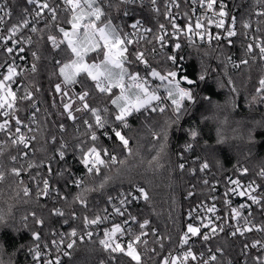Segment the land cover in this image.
Returning <instances> with one entry per match:
<instances>
[{
    "label": "snow or ice",
    "instance_id": "1",
    "mask_svg": "<svg viewBox=\"0 0 264 264\" xmlns=\"http://www.w3.org/2000/svg\"><path fill=\"white\" fill-rule=\"evenodd\" d=\"M197 4L203 13L193 21L192 15L184 12L186 22L181 25L177 21L180 15L178 0H164L163 12L158 0H60L59 3L56 0H0V55L3 56V62H0L3 70L0 71V133L6 137L0 140V158L7 155L11 162L7 167L0 160V181L11 175L16 178L18 187L23 186V196L31 198L33 189L24 186L22 178L28 173L29 180L35 184V201L41 211L39 215L33 210L22 216L20 227L10 223L5 214H0V228L17 233L27 230L29 233V238L19 243L12 255L22 253L26 258L25 264H65V258L67 264H80L75 259V251L78 241L83 243L87 238L107 254V259H100L98 264H236L233 259L225 257V249L221 246L197 252L193 238L207 245L221 233L236 237L255 232L260 233L261 238L242 245L241 264H264V219L257 222L253 211L255 206L264 217V166L255 173L260 182L253 178L245 184L240 177H228L222 197L214 195L220 181L215 180L209 186L207 177L203 178L202 183L209 186L208 199L212 203L197 205L200 211L197 208L189 210V222L175 240L171 234L161 233L152 227L148 218L141 220L130 211L134 201H150L145 187L130 182L132 191L126 192L121 188L115 195L109 193L115 181V177L109 174L112 166L125 161L118 159L114 149L106 146L102 137L118 142L117 146L131 155L130 140L124 132L131 127L130 119L135 114L148 112L170 113L160 131L152 132L154 138L162 141L157 156L153 157L155 161L167 147L171 128L179 125L197 105L212 102L201 88L209 77L204 61H200L198 71L188 72L183 68L181 62L185 56L181 52L184 42L189 48L196 47L198 52L201 45L197 44V39L206 43L211 52L204 50L202 55L209 57L214 53L215 59L223 65L227 84L235 94L227 101L233 111L238 107L240 93L232 77L228 76V66L247 67L250 61L253 64L258 62L264 73V0H253L241 13L239 28L237 16L229 9L226 0H191L193 15ZM173 8L177 10L175 14ZM137 9L146 12L147 17L140 16ZM161 15L166 23L160 21ZM131 17H134L131 23L124 19ZM41 23L43 27H38ZM150 25H155V30ZM212 27L216 29L215 34ZM34 35L37 37L35 43L44 41L51 45L53 52L64 53L63 59L52 58L55 71L51 75L58 82L52 86L54 98L51 106L57 110L56 115L72 123L74 133L66 138L68 126L61 122L56 125L59 138L55 134L45 137L43 145L30 153V146L37 141L39 129L33 125L37 124L40 108L31 87L22 80L18 84L17 80L26 72L35 74L41 56L37 51H31L30 68L19 67L16 61L26 59L25 46L34 44ZM148 36L152 39L148 40ZM237 38L242 49L238 60L234 59L235 53L229 51L236 45ZM141 41L153 45V58L157 55L155 45H159L163 62L170 67L153 66L146 51L141 50ZM213 42L215 48L212 47ZM169 46L170 52L167 51ZM140 65L143 66V74L133 70ZM217 83L221 88L225 86L222 82ZM21 87L23 94H20ZM39 91V86H35V92ZM56 95L60 98L59 104ZM97 96L102 99L97 100ZM244 101L250 111L254 106L264 104V74L260 75L254 92L250 96L245 95ZM25 102L29 106L26 110L31 111L28 124L19 115L22 111L20 105ZM49 115L45 110V124ZM251 124L248 140L254 143L257 128L264 130V114L260 119L252 120ZM186 133L187 140L178 154L180 159H184V152L193 151L198 141L203 139L202 130L195 122L186 129ZM224 143L225 138L218 131L216 144ZM48 146L53 149L50 155L47 154ZM201 147L209 149L211 146L203 140ZM13 148L16 155L10 154L9 150ZM37 152L45 155L37 158ZM69 157L82 166L83 171L79 175ZM53 163L58 166L56 169ZM192 163L198 164V168L188 169L193 176L197 171L207 173L213 166L207 157L201 159L199 155ZM215 166L223 168L220 159H215ZM185 167V163L178 164L182 172ZM42 168H46V174L40 171ZM235 170L240 176L249 172L247 167H236ZM61 183L65 189H78L71 195V200L66 191H62ZM93 194L103 198L104 207L90 209ZM187 195L191 197L194 193L189 191ZM231 196L246 199L234 204ZM41 198L50 200L52 207L41 203ZM217 203H221L222 208H218ZM96 204L99 205L100 201L97 200ZM77 205L83 209L80 213L76 210ZM221 211L224 215L220 214ZM65 225L68 226L67 231L62 230ZM149 236L153 239L149 240ZM118 257L121 258L119 261ZM0 264H4L2 259ZM8 264L15 262L10 260Z\"/></svg>",
    "mask_w": 264,
    "mask_h": 264
},
{
    "label": "trees",
    "instance_id": "2",
    "mask_svg": "<svg viewBox=\"0 0 264 264\" xmlns=\"http://www.w3.org/2000/svg\"><path fill=\"white\" fill-rule=\"evenodd\" d=\"M252 4V0L248 1V5L244 4V11ZM161 12L164 10V4L161 0L159 2ZM138 13L140 10L137 9ZM142 12V16L147 17L146 12ZM50 19V17H48ZM63 21V18H60ZM160 21L165 22L163 16H160ZM155 30V25H150ZM43 27V23L39 25ZM37 37L34 38V48L41 56V60L37 62V72L29 74L26 77L25 85L31 87L38 99V106L40 112L38 113L39 122L37 131V141L34 143V149L40 148L44 143L45 137L55 134L59 138V131L56 125L64 122L68 126V132L65 133L66 138L74 133V127L70 121L63 120L56 115V109L52 108V86L58 82L55 76L51 73L55 71L52 63V58L63 59L64 53L53 52L51 45L41 41L35 43ZM186 61L184 70L188 72L198 71L200 68V61H204V66L208 67L209 77L206 83L201 85L203 94L211 97V103H201L191 111L190 115H186L179 125L173 126L169 133V140L164 152L159 154L157 160L153 161V157L157 156L162 141L153 137V131H160L165 119L170 113L160 115L158 113H144L135 114L129 121L131 127L125 129L124 132L130 140L129 147L132 154L128 155L121 147L117 146L118 142L110 138L102 137L103 142L110 149H114L119 160L125 161L124 164H116L112 166L109 174L115 177L113 185L109 188V193L114 194L121 188L125 189L131 187V183L139 184L145 187L150 195V201L146 202L141 210V216L147 217L152 222L153 226L159 229L161 233H169L175 240L180 230L185 225V214L189 206L199 199L205 198L209 193L210 182L215 179H220L225 175L234 174L236 167L245 166L249 169V176L256 177L255 173L259 171L261 166H264V130L257 128L254 133L255 142L250 143L248 140V131L252 127L251 121L258 120L264 114V104L256 105L250 111L245 105V95H251L262 73L259 63L253 64L250 61L249 66L241 65L239 68H232L231 65L226 69L228 76H231L234 84L240 93L237 99L238 107L233 111L228 105L227 101L230 97L235 95L230 91L227 84V76H225V69L220 61L215 59L213 53L209 57H204L202 52L211 49L201 48L198 52L196 47L189 48L186 46ZM231 53H235L234 59H239L242 56V49L239 47V38L235 46L229 49ZM170 52V51H169ZM223 60V56L220 58ZM158 61V60H157ZM161 68L170 67V64L163 62V54L159 59ZM155 66L158 64L155 62ZM142 71L141 66L134 68ZM133 69V70H134ZM249 77L251 79H249ZM224 83V87L218 86V83ZM35 86H39L40 91L35 92ZM91 85H89L90 87ZM80 90L79 85L76 86ZM57 104H59V96H55ZM97 100L102 98L97 96ZM45 110L50 113L47 117V124L45 121ZM207 119H204V118ZM195 122L196 125L202 130L203 139L198 141L195 149L191 152H184V159H180L178 154L182 152V146L187 140L186 129ZM81 126V132H83ZM225 138V143L221 145L216 144L217 133ZM203 140H207L211 146L209 149L201 147ZM12 153L11 149L9 150ZM53 149L48 146V155L52 153ZM44 153L37 152V158H41ZM201 156V159L207 157L212 163V168L207 173H200L197 171L193 176L188 172L190 167H197L193 165L192 161L195 156ZM220 159L223 168L215 166V159ZM5 166L10 167L11 162L7 159V155L0 158ZM73 168L78 169L79 164L72 161ZM185 163L186 167L183 172L178 168V164ZM54 169L58 166L53 163ZM46 169V168H44ZM107 171V169L105 170ZM209 178V186L202 183L203 178ZM193 185L195 187L193 188ZM23 186L17 184L16 178L8 175L4 181H0V214H5L9 218V222L14 224L15 227H20V218L27 215L29 212L35 210L37 214H41L39 206L36 204L35 197H24L21 191ZM62 191H66L71 200V195L78 189L75 187L64 188L63 183L60 185ZM189 191L194 193L189 197ZM19 192V195L17 193ZM99 200L100 204L97 205L96 201ZM27 201V203L25 202ZM103 198L97 194L90 197V209L95 210L101 207ZM41 203L52 204L48 200L41 199ZM60 206H63L61 203ZM78 213L83 211L80 206H76ZM91 215V212L89 213ZM76 223H79L77 221ZM59 224V221L56 222ZM29 225L31 226V217H29ZM68 226H63L64 231H67ZM29 238L27 230H22L17 233L11 229L0 228V243L3 248L0 249V259L4 264L14 261L15 264H25V256L22 253H14L16 246L23 243ZM95 240V239H94ZM94 249V251H90ZM28 260L31 258L28 257ZM75 259L80 264H98L100 259H107V254L99 249L98 244H92L89 241L80 243L78 241L77 249L75 251ZM121 258L118 257V261ZM67 264V259L66 263Z\"/></svg>",
    "mask_w": 264,
    "mask_h": 264
},
{
    "label": "built area",
    "instance_id": "3",
    "mask_svg": "<svg viewBox=\"0 0 264 264\" xmlns=\"http://www.w3.org/2000/svg\"><path fill=\"white\" fill-rule=\"evenodd\" d=\"M160 1L161 0H158V4H159ZM162 1H163V4H164V0H162ZM248 1L249 0H226V2L229 5V9L230 10H233V13L237 16V19H238L237 27L238 28H239V19H240L241 13L244 12L243 5L244 4H247L248 5ZM56 2L59 3L60 0H56ZM178 2L180 4V9H179L180 15L177 16V21L179 23H181V25H183L186 22L185 21V18L183 16V13L184 12L187 11L190 15H192V18H193V21H194L195 20V17L198 16V15H201L203 13V11H204L197 4L196 5V12L193 15L192 12H191V0H187V3H185V0H178ZM252 2H253V0H252ZM236 5H239V7H236ZM172 11H173L174 14L177 12V10L175 8H173ZM139 15L142 16L141 10H140ZM124 19L126 20L127 23H131V22H133L134 17L124 18ZM39 25H38V27H39ZM253 27H255L254 22H253ZM212 31H213V34H215L216 29L214 27H212ZM35 37L36 36L34 35L33 36V40H34ZM147 39L148 40H151L152 37L151 36H148ZM182 42H184L183 41V38H182ZM184 43H185V46H184L181 54L184 55L185 56V59H186V54H187L186 53V51H187L186 46H187V44H186V42H184ZM197 44L198 45H201V48H207L208 49L207 44L200 42L198 39H197ZM33 45L32 46H25L26 51H25L24 55H25L26 59L24 61H20L19 59H17L16 63L18 64L19 67H22V68L23 67H28V68H30L31 63H32V57H31V54L30 53H31V51H36L35 49H33L34 48ZM140 47H141V50L146 51V53L148 55L149 62L152 63L153 66H155V62L157 63V60L159 61V59L161 58V55L163 54V53L160 52L159 45H155L156 51H157V55H156L155 58H153L152 57V54H151V49L153 47L152 44H148V43H145V42L141 41ZM212 47L215 48V42H213ZM167 51H171L170 46L167 49ZM17 55H19V54H17ZM185 61L186 60H184V61L181 62L182 65H183V67L185 65ZM0 62H3V56L2 55H0ZM140 66H141V70H142L141 73L143 74V66L142 65H140ZM160 66L158 64V66H155V67L161 68ZM0 71H3V70L0 69ZM29 74H32V73L31 72H26L21 78H18L17 83L19 84L21 82V80H22L23 83L25 84L26 77ZM20 94H23V88L22 87L20 89ZM35 99H36V97H35ZM36 101H37V106H38V103H39L38 99H36ZM20 107L22 108V111L19 113V115L25 121L26 124L30 123L29 120H28V116L31 114V111L30 110H26L29 107L28 106V103L25 102V103L21 104ZM36 118H37V124L36 125H33V127L38 129V122H39L38 113H37V117ZM23 130L26 131V129H23ZM5 138H6L5 135L3 133H0V140H3ZM104 138H109V137H104ZM34 143L35 142H33V144L30 146V150H29L30 153H31V150H34ZM11 151H12V153H11L12 155H16L17 154L16 149L13 148V149H11ZM238 167H245V166H238ZM74 170L76 171L77 175H79L80 172L83 171L81 165L79 166L78 169L74 168ZM40 171L46 174V169L42 168V169H40ZM31 174L32 175H35V172L34 171H31ZM228 177H231L233 179H236L237 177H240L241 180H242V183H245V184L250 179H253V178L256 179L257 182H260V180H259L258 177H251V176H249L248 173L247 174H244L243 176H240V173H238L236 171L234 174L225 175L223 177H220V179H215V180H219L220 181V183L217 185V191L214 193V195H216L217 197H222L223 196V193L225 191V185L227 184V178ZM22 178H23V180L25 182V185L24 186H28V187L32 188L33 189L32 196L35 197V184L32 181L29 180V174L28 173L23 174ZM207 179L209 180V182L211 181L209 178H207ZM214 181H211L210 182V185ZM123 190L127 192V191H132L133 189L131 187H128V188H125ZM115 194L116 193H114L112 195H115ZM41 199L48 200L46 198H41ZM231 199L233 200L234 204H236V203L242 202L246 198H241V197H238V196H231ZM48 201H50V200H48ZM201 203L211 204L212 201L210 199H208V195H207L205 198H202V199L197 200L196 202H193V204L191 206H189L188 209H187V211H186V214H185V216H186L185 217V225L183 226V228H185L186 223L189 222L188 217H187L188 211L191 210V209H193V208H197V205H199ZM145 204H146V202L143 199H140L139 201H134L132 203V205L130 206V211H132L133 214H137L138 217L141 220L143 218H147V217H142L140 215L141 214V210H143V207H144ZM104 206L105 205L102 202L101 207H104ZM217 207L218 208H222L221 203H217ZM109 211H111L110 206H109ZM197 211H200V210L197 208ZM253 211H254L255 218H256L257 222H260L262 219H264V217H261V215L258 213V211H257V209H256L255 206H253ZM201 214H203V213H201ZM220 214L221 215H224L223 211H221ZM195 215H196V213L194 212L193 213V216H195ZM231 223L234 224L235 222L234 221H231ZM151 226L154 227L153 224H152V222H151ZM133 227H134V229H137L138 230V228H137L136 225H133ZM258 238H261V234L260 233H255V232L248 233L245 236H239V235H237L236 237H231V236L227 235V233H221L217 237H213L212 240L207 245L202 244V242L198 238H193V239L195 241V250L197 252H199V251H206L207 247H212L213 250H214L217 246H221V247H223L225 249V257L230 258V259H233L236 262V264H241V261L243 259V257L240 256V250L242 248V245L244 243H249L250 244L253 239H258ZM94 239H96L95 236L93 237V240ZM148 239L151 240L153 238L151 236H149ZM85 241H88L87 238H85ZM151 246L152 245L150 244L149 247H151ZM166 252H167V248L165 249V253ZM223 258L224 257H221V259H223ZM66 259L67 258H65V263H66Z\"/></svg>",
    "mask_w": 264,
    "mask_h": 264
},
{
    "label": "rangeland",
    "instance_id": "4",
    "mask_svg": "<svg viewBox=\"0 0 264 264\" xmlns=\"http://www.w3.org/2000/svg\"><path fill=\"white\" fill-rule=\"evenodd\" d=\"M134 70H136V69H134Z\"/></svg>",
    "mask_w": 264,
    "mask_h": 264
}]
</instances>
